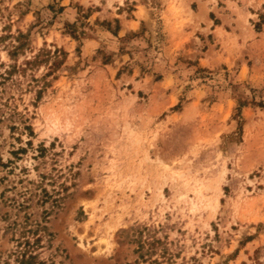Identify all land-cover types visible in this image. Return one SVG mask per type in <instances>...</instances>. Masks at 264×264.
I'll return each mask as SVG.
<instances>
[{
    "label": "rangeland",
    "instance_id": "obj_1",
    "mask_svg": "<svg viewBox=\"0 0 264 264\" xmlns=\"http://www.w3.org/2000/svg\"><path fill=\"white\" fill-rule=\"evenodd\" d=\"M0 264H264V0H0Z\"/></svg>",
    "mask_w": 264,
    "mask_h": 264
}]
</instances>
